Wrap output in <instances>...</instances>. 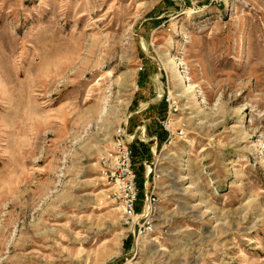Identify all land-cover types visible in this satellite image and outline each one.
Returning a JSON list of instances; mask_svg holds the SVG:
<instances>
[{"label": "rangeland", "instance_id": "rangeland-1", "mask_svg": "<svg viewBox=\"0 0 264 264\" xmlns=\"http://www.w3.org/2000/svg\"><path fill=\"white\" fill-rule=\"evenodd\" d=\"M166 96L125 223L97 157ZM0 264H264V0H0Z\"/></svg>", "mask_w": 264, "mask_h": 264}, {"label": "built area", "instance_id": "built-area-1", "mask_svg": "<svg viewBox=\"0 0 264 264\" xmlns=\"http://www.w3.org/2000/svg\"><path fill=\"white\" fill-rule=\"evenodd\" d=\"M141 69V67H138ZM167 103V114L161 124L167 136L162 147L173 142L175 137H180L182 130H171L167 125L170 123V115L176 108L164 98ZM129 136L125 130V123L118 125L114 130L109 145L98 155L97 165L100 178L108 186V196L112 202L117 203L121 209L125 223L132 222L134 218V206L138 198L137 175L133 166V151L130 147ZM150 171V169H148ZM147 171V174L148 172ZM158 209L157 196L154 191H145L143 210L141 213L142 222L139 230L144 231L151 227V221L155 218Z\"/></svg>", "mask_w": 264, "mask_h": 264}, {"label": "crops", "instance_id": "crops-1", "mask_svg": "<svg viewBox=\"0 0 264 264\" xmlns=\"http://www.w3.org/2000/svg\"><path fill=\"white\" fill-rule=\"evenodd\" d=\"M129 105L125 130L129 139H131L132 161L139 159L141 162L143 161L142 163H145L144 157L151 159L152 151L161 141L164 142L166 139L167 132L161 124L162 116L165 113V105L163 103L159 104L158 101L137 98ZM147 153L150 154L147 155Z\"/></svg>", "mask_w": 264, "mask_h": 264}, {"label": "bare ground", "instance_id": "bare-ground-1", "mask_svg": "<svg viewBox=\"0 0 264 264\" xmlns=\"http://www.w3.org/2000/svg\"><path fill=\"white\" fill-rule=\"evenodd\" d=\"M187 89V88H186ZM162 155V154H161ZM155 219V218H154Z\"/></svg>", "mask_w": 264, "mask_h": 264}]
</instances>
